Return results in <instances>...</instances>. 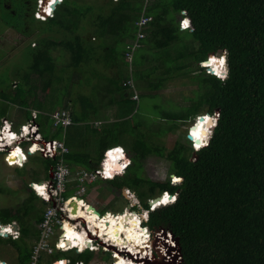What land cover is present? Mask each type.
Wrapping results in <instances>:
<instances>
[{
	"label": "trees",
	"instance_id": "1",
	"mask_svg": "<svg viewBox=\"0 0 264 264\" xmlns=\"http://www.w3.org/2000/svg\"><path fill=\"white\" fill-rule=\"evenodd\" d=\"M9 1L11 8L4 7L0 1V8L8 9L3 19L5 25L30 33L35 29L31 27V20H37L44 23L39 29L45 34L31 45L32 62L15 87L21 84L25 94L23 85L30 84L32 74L41 78L43 88L52 84L57 66L53 53L61 47L71 55L68 67L87 80L86 86L93 92L80 95L79 100L74 97L71 105L68 100L60 109L71 116V125L89 116L94 117L95 122L101 121V137L97 142L87 141V145L84 141V146H89L86 151L70 149L64 160L92 171L100 166L107 149L117 147L105 155L102 163L114 158L118 168L117 176L107 181L108 186L118 194H122L123 187L134 192L143 208L149 210L144 224L151 230L172 231L179 239L185 264H264V0H102L90 5L63 0L54 16L47 20L36 19L35 9L29 8L28 1L36 5L37 0ZM11 10L15 14H11ZM183 10L194 26L189 35L198 44L180 35L184 31L179 28L177 18L182 16ZM143 15L150 16L151 20L144 29L142 46L136 51L142 48L163 51L174 46L175 55L169 50L161 57L166 63L169 57L175 61V57L179 59L188 54L200 61L210 53L226 50L228 76L224 80L210 73H200L208 104L205 113L220 109V117L209 145L196 152L195 160H191L192 152L186 155L188 147L181 140H176L169 149L161 141L160 137L178 125L159 131L157 127L146 125L138 115L140 101L148 92H143L141 86L147 90L158 88L156 81L151 82L149 78L147 83L146 80L155 68L142 69L150 56L143 55L142 62L136 63V55L132 61L126 55L127 46L136 40L137 21ZM89 26L94 39L85 36ZM56 34L61 36L52 37ZM120 42L123 46L119 50ZM131 78L134 87L127 82ZM134 88L139 99L132 98ZM25 100L21 108L26 110L29 120L35 110L32 111ZM112 107H115L117 120L105 121L104 118L109 117L106 111ZM10 110V101L5 100L0 109V125L2 117L10 116ZM41 110L36 120L43 136L63 139L71 125L54 126L50 115L56 109L46 115ZM193 110L195 115L202 111L200 107ZM130 120L134 125L127 130L134 140L131 146L124 148L120 144L121 134H117L119 127L126 128L122 124ZM51 125L56 128L49 134ZM30 156L23 159V164ZM150 156L167 159L169 172L176 174L174 181L180 183L145 176L143 170ZM111 160L107 171L111 169ZM57 161L58 158L41 157L46 178L49 168ZM131 161L125 170V165ZM78 184L73 173L64 194L71 195ZM25 191L26 196L18 204L0 207L1 222L17 221L20 228L18 239L0 236V245L10 244L15 248L17 264H30L31 244L39 237V223L46 205L30 186L25 187ZM165 191L176 193V201L150 210L149 201ZM70 252L73 251H59L56 256ZM69 258L72 264L77 260L88 263L94 258V252L87 250L71 254ZM43 264L48 263L43 261Z\"/></svg>",
	"mask_w": 264,
	"mask_h": 264
},
{
	"label": "rangeland",
	"instance_id": "2",
	"mask_svg": "<svg viewBox=\"0 0 264 264\" xmlns=\"http://www.w3.org/2000/svg\"><path fill=\"white\" fill-rule=\"evenodd\" d=\"M0 1L4 3V7L11 8V2L9 0H5V2L2 0ZM100 2H102V0H78L79 5L99 4ZM28 3L30 4L29 8H36V5H34L35 3L32 1H28ZM4 7L2 6L0 8V109L4 106L5 100L8 102L10 101L11 110L9 112L10 116H8V119L14 120L15 123L17 122L18 125L15 126L16 128H18L20 123L24 122L26 119V110L21 108V103L24 105L23 103H25V99H27V102L30 103V108L33 110L42 109L41 111L45 113L44 115H46V113H49L53 108L59 109L64 103L68 102V100H70L69 102L71 105L74 97H77L78 99V97L82 94L91 95L93 93H91L89 88L86 86L87 80L85 81L80 74H77L78 72L75 71L74 68L68 67L71 55L68 51H66V49L61 47L56 48L53 53L57 60V66L56 71L54 72L52 84L43 88L41 78L32 74L30 76V84L28 85L25 83V85H23V88L26 90L25 94L22 93L21 84L19 88H16L15 85L19 84L21 77L23 78L24 73L28 71L29 64L32 62L33 57L31 53V45H34L42 35H45L39 29V27L43 26L44 23L37 20H31V27L35 28L32 32L25 33L24 31H19L14 27L4 24L3 19H5L6 12L8 11V9ZM13 11L14 10H11V14H15ZM177 19H180V15ZM27 25L30 26L29 23ZM91 32L92 28L90 26L87 27L85 36L94 39L93 36H90ZM180 35L182 38H185V40L192 39L191 41H195L189 35V31L182 32ZM60 36L61 34L52 35V37L56 38H59ZM195 42L198 44L197 41ZM119 44L120 46H118V48L120 50L123 43L120 42ZM178 44L181 45L180 42H178ZM197 44L195 45L197 46ZM193 48L195 49L194 46ZM169 50L172 51L171 54H176L174 46L163 51L142 48L136 51V54L134 53V55H136V63H138V61L142 62L143 55L148 54L150 56H147L148 60H145L146 65H143L142 69L154 67L155 69H153L154 72L151 73V77H147L146 80L148 83V79L150 78L151 82L156 81L158 83L157 90H154L153 88L147 90V87L141 86L143 92H148L140 101L138 115H140L139 117L144 120L146 125H152L153 128L157 127L159 131H167L168 127L173 124L178 125V128L169 130L167 134L160 137L161 141L163 142V145L169 149L172 148L176 140H181L186 143L188 147L186 155L188 156L189 153L192 152L190 157L191 160H194L195 155L193 154L194 150L192 143L188 138V128H191V124H193L198 115L202 113L204 114L205 111L208 110L205 89L200 81V76H203L200 73H206L207 70L204 67H202L204 68V70H202L201 61L194 60L191 54L183 56L179 59L175 57V61L171 60L169 57L166 59V63L163 62L161 57ZM188 52L191 53V50L188 49ZM222 53L223 50H219L216 52V55H220ZM136 63L134 66H136ZM161 64L169 67H162ZM135 68H137V66ZM165 76L171 79L169 80L167 78L168 80H162ZM105 80L107 79L105 78ZM11 97L15 98V100L11 101ZM194 107H200L202 110L201 113L197 115L193 114ZM106 113L109 117L104 118L105 121L117 120L115 107L108 109ZM3 119H6V117L1 118V123ZM95 121L94 117L91 118L89 116L83 121L74 123L67 128L65 140L69 149L73 148L77 151H86L87 147H89L86 146L88 143L87 141L97 142L96 140H98L100 136L99 129L102 124L100 121V123L96 125L98 121ZM122 125H125L126 128L118 126L119 134L117 135L120 136L121 134L120 144L122 147L126 148L131 146V142L134 140V136L128 132L130 127L134 124L130 120V122L123 123ZM55 128L56 127L51 125V132L49 134H51ZM49 137H51V135ZM84 141L86 143L85 146ZM20 149L21 150L19 152L12 153L9 156L8 162L11 163V165L17 163L19 168H25L23 171H17L14 167H7L2 160L3 154L0 153V188L3 189L0 191V207L14 206L18 204L26 196L25 187L29 186V182H33L34 180H43L46 178L44 165L41 162L42 156L37 153L31 157L28 164H23V159L27 157V153L25 155V149H22V147ZM68 164L73 173H77L83 169V167L73 165L70 162H68ZM169 167L170 163L167 159L160 156H150L145 162L143 174L153 180L164 181L169 178L171 182H174L173 176L176 174L172 172L170 173ZM116 171H118V168H116ZM97 179L98 180L94 182H88L84 198L87 199L89 204L98 209L100 214H103L106 210H110L112 212H124V210L131 203L130 200L132 203L136 202V200L131 197L130 193L122 192V194H118L113 191V188L108 186L109 183L107 181H101L99 178ZM135 206L130 209L137 210L140 213L143 212V206L141 203L140 205L137 203L136 207L138 209H136ZM46 207L47 205H44V208ZM158 232V229L150 230L151 238L155 240ZM31 246H33V243ZM57 253L58 252H56V254ZM71 254H75V252H70L63 256L70 257ZM16 257L17 252L12 245H0V259L8 262V264H17ZM46 259L47 257L45 260ZM166 259L167 258L165 256H161L158 258V261H153L151 263H167ZM111 263L112 255L110 256V253L102 250L94 252V258L90 262H84V264Z\"/></svg>",
	"mask_w": 264,
	"mask_h": 264
},
{
	"label": "built area",
	"instance_id": "3",
	"mask_svg": "<svg viewBox=\"0 0 264 264\" xmlns=\"http://www.w3.org/2000/svg\"><path fill=\"white\" fill-rule=\"evenodd\" d=\"M116 1V0H115ZM63 2V0H37L36 2V8L34 10V16L36 19L39 20H47L49 17H53L55 14V10L57 9L58 5H60ZM48 5V8L45 9L44 6ZM151 20L150 16L143 15L138 21V31L136 40L127 46V59L129 61H132L133 55L135 51L142 46V38L145 37L144 29H146L149 21ZM184 21L188 22V26L184 27ZM180 27L181 29L188 30L192 32L194 30V26L191 22V19L188 17V14L185 10L182 11V16L180 17ZM129 85L134 87V81L133 79H129L127 81ZM134 95L132 98L137 99L139 98L137 90L134 88ZM38 112L39 111H33L32 116L29 120H27L25 123H22L19 125L18 128H16L12 121H10L8 118L3 119L2 123L0 125V153L3 154L2 160L4 164L7 167H14L16 170H24L25 168H19L18 164H12L8 162L9 156L12 154L13 146H21L22 149H26L28 147H33L37 144L38 149L35 150V152L31 155H35L39 153L44 158H58L57 163L52 164L51 167L48 170V178H45L43 180H34L33 182H29V186L34 190V192L46 203L47 207L44 209L43 218L42 221L39 223V237L34 242V245L32 247V254L30 259V264H43V261H46L48 264H72L71 258L66 256H56V252L59 251H73L75 253H82L84 251L90 250L93 252L102 250L104 252L110 253L112 255V263L115 264V252L113 247L104 244V241L102 238L98 237L96 234L93 233L92 230L86 231V234L88 236L87 242L84 244V248H81L77 246L76 244L68 245L64 243L66 240L65 238V222L67 219L70 221V215L72 211H68L67 209V203L71 198L75 196L83 197L86 193L87 184L88 182H94L98 180H108L107 178L103 177V174L101 171H103V160L105 159V155L109 153V151L116 149L117 147H111L107 149L104 152V156L102 159V162L100 166L92 171L82 169L76 173V178L79 181L77 189L71 194V195H65L64 193L67 191V185L72 180L73 171L70 168L68 162L64 160V155L67 154L70 149L64 139L59 138H45L43 134L40 131V126L37 123L38 118ZM208 115L207 113L204 114V116ZM51 118L53 119L54 126L57 125H63V127H68L73 123L71 116L62 109H56L51 115ZM201 115L197 116V119H199ZM198 121V120H197ZM196 121V122H197ZM99 122H97L98 124ZM10 128L8 132L13 133L16 135V139L13 138V136L10 137L11 141L16 142L12 145L11 143H7L6 139L4 138L3 134L6 135L7 133L5 130ZM3 133V134H2ZM4 138V140H2ZM18 138V140H17ZM195 143V142H194ZM24 154L26 155V152L24 151ZM30 156V158H31ZM195 157V156H194ZM30 160V159H29ZM29 160L26 162L28 164ZM195 160V158H194ZM26 167V165H25ZM18 171V170H17ZM174 181V176H173ZM175 182V181H174ZM124 191L131 194V197L136 200L135 203H132L130 200L131 207L140 205V200L137 198V196L134 194V192L128 188L124 187ZM168 194L167 191L163 193ZM171 195V194H170ZM173 197V202L176 199V194L171 195ZM84 199V198H83ZM151 199L150 201H152ZM150 204V203H149ZM157 205L150 204V208L155 209ZM129 207V208H131ZM143 212L140 213L137 210H133L134 212L144 215L145 213L148 214L149 210L142 209ZM145 211V212H144ZM106 212V211H105ZM105 212L103 214H99L105 216ZM114 213V212H113ZM147 217H143V219L140 220H147ZM75 222L74 225H77L78 223L82 226H86L87 224L84 222L79 221L78 219L73 220ZM148 229L149 233L150 230L149 227H145ZM161 228H158V230ZM92 235H89V234ZM151 235V234H150ZM0 236L5 238H12V239H18L21 236L20 228L17 223V221H12L10 223H2L0 220ZM154 241V239H152ZM156 240V239H155ZM176 242L179 245V239L175 238ZM151 246L153 248L151 249V254L146 256L149 258V260L158 261V258L163 256V249L152 243ZM159 248H158V247ZM131 254V255H130ZM132 256H135L133 253H127L126 257L132 258ZM47 259L45 260V258ZM147 258H145L147 260ZM143 259V261H146ZM6 264L8 262L4 261ZM150 262V263H151ZM75 264H84V261L77 260ZM129 264V263H128ZM147 264V263H146Z\"/></svg>",
	"mask_w": 264,
	"mask_h": 264
},
{
	"label": "bare ground",
	"instance_id": "4",
	"mask_svg": "<svg viewBox=\"0 0 264 264\" xmlns=\"http://www.w3.org/2000/svg\"><path fill=\"white\" fill-rule=\"evenodd\" d=\"M44 8L47 9L48 5H45ZM220 61L221 60L216 55H214L211 56L210 59L207 58L203 65L209 67V64H211V66L213 67L212 70L222 73L220 68ZM214 117L215 116L212 117L210 113L206 116L201 115L199 119L196 118L194 120L193 124H191V128H188V133L190 135L189 139L195 142L196 148L205 146L208 139L210 138L209 128L215 120ZM9 130L10 128H8V130H5V132L7 133L6 135H4L3 133L2 134L7 143H11L13 145L16 140L11 141L10 137L13 136V138L16 139V135L8 132ZM4 138H2V140H4ZM20 148L21 146L14 145L12 153L19 152L21 150ZM37 149L38 147L36 144L33 147L26 148L25 151L27 155H32ZM110 159H112L111 169L109 171L106 170L105 174L104 171L107 167V164L109 166ZM102 166L103 171L101 172L104 178L108 179L115 175L117 167L114 158L107 159ZM162 194L157 205L168 204L172 201L173 197L169 192L168 195ZM67 209L68 211L71 210L72 213L70 215V221L69 219H67L65 222L64 240H66V242L64 243V245L76 244L77 246L84 248V244L88 240L86 231H89L90 228V230H92L94 234L103 239L104 244H108L106 248H108L109 246L113 247L115 252V264H146L147 260L145 258H147L146 256L151 254L150 252L153 248V246H151L152 243L160 246L163 249L164 256L169 262H172L173 264L184 263L182 255L180 253L179 245L169 231L166 232L162 229H159L158 235L156 234L155 237L156 240L153 241L148 229L140 225V220L143 219V217H147V213H145L144 215H140L127 207L124 212L121 211L113 213L110 210H106V215L103 216L99 214V211L93 205L89 204L86 200L79 196H75L71 198V200H69V202L67 203ZM74 219H78L79 221L84 222L87 225L80 226L79 223L77 225H74ZM89 235L92 234L90 233ZM127 253H133L135 256H132V258L128 259L126 257ZM143 259H145L146 261H143ZM0 264L6 263L2 259H0Z\"/></svg>",
	"mask_w": 264,
	"mask_h": 264
},
{
	"label": "clouds",
	"instance_id": "5",
	"mask_svg": "<svg viewBox=\"0 0 264 264\" xmlns=\"http://www.w3.org/2000/svg\"><path fill=\"white\" fill-rule=\"evenodd\" d=\"M189 17V16H188ZM190 18V17H189ZM179 22H180V20H179ZM192 22V21H191ZM179 27H180V23H179ZM181 28V27H180ZM182 30H184V29H182ZM188 31V30H187ZM210 54H213V55H216V53H210ZM210 54H208L209 56H207V58H209L210 59ZM220 60H223V63L222 64H220V68H221V71H222V73H220V72H217V71H214V70H212V66H211V64H209V67L208 66H205V65H203L204 63H205V60L207 59H205L204 61H201V68L202 67H204L206 70H207V72L206 73H210V74H213V75H215V76H217L218 78H220V79H222V80H224L227 76H228V61H227V54H226V50H223V53L222 54H220V55H216ZM203 68V69H204ZM217 73H219V74H217ZM204 114H206V113H204ZM203 113L202 114H200V115H204ZM207 114H209V113H207ZM211 114V116L213 117V116H215L214 118H215V120L213 121V123L210 125V130H209V135H210V138L208 139V141H207V143L205 144V146H202L201 148H196L195 147V143L192 141V140H190L191 141V143H192V146H193V150L194 151H198V150H200V149H202V148H204V147H207L208 145H209V143H210V139H211V135H212V133H213V129H214V127L217 125V123H218V120H219V117H220V109H215V111L213 112V113H210ZM25 123V122H24ZM189 133H188V138H189ZM114 147V146H113ZM104 156V155H103ZM195 157H196V154H195ZM31 159V158H30ZM103 159V158H102ZM102 162V161H101ZM132 163V161L130 162V163H128V164H126L125 165V170H126V168L130 165ZM101 164V163H100ZM117 175H114V176H112L111 178H109L108 180H111V179H114L115 177H116ZM175 176V175H174ZM108 180H106V181H108ZM172 183H174V182H172ZM175 183H180V182H175ZM124 188V187H123ZM123 192H126V191H124V189H123ZM168 192V191H167ZM164 193V192H163ZM170 193V192H169ZM171 195H173V193H170ZM176 194V193H175ZM124 195H125V193H124ZM176 198H177V194H176ZM176 201V199L173 201V202H175ZM173 202H170V203H173ZM170 203H168V204H170ZM163 205H167V204H163ZM157 206H160V205H157ZM129 207V206H128ZM156 208V207H155ZM145 209V208H144ZM145 210H147V209H145ZM150 210H151V208H150ZM153 210V209H152ZM148 215H149V212H148ZM148 220V219H147ZM147 220H142L141 222H140V225H142L143 227H148V226H146L145 224H144V222L145 221H147ZM162 255H164V254H162ZM111 256V255H110ZM152 260H149V258L147 259V264H151L150 262H151ZM152 264H154V263H152Z\"/></svg>",
	"mask_w": 264,
	"mask_h": 264
},
{
	"label": "water",
	"instance_id": "6",
	"mask_svg": "<svg viewBox=\"0 0 264 264\" xmlns=\"http://www.w3.org/2000/svg\"><path fill=\"white\" fill-rule=\"evenodd\" d=\"M193 154L195 155V154H196V151H194ZM160 198H161V195H157L156 197L153 198L152 201H149V203L152 204V205H154V204L157 205V203L160 201ZM129 207H131L130 204H129ZM161 229L164 230V231H166V232L169 231V232L173 235L174 238H177V237L174 236V234L172 233V231L167 230V229H165V228H161ZM177 239H178V238H177ZM179 249H180V245H179ZM180 253H181V250H180ZM181 255H182V254H181ZM163 256H164V255H163ZM182 259H183V258H182ZM166 260H167V259H166ZM166 260H165V261H166ZM183 261H184V260H183ZM166 262H167V263H163V264H172V262H169L168 260H167ZM184 263H185V262H184ZM184 263H183V264H184Z\"/></svg>",
	"mask_w": 264,
	"mask_h": 264
},
{
	"label": "crops",
	"instance_id": "7",
	"mask_svg": "<svg viewBox=\"0 0 264 264\" xmlns=\"http://www.w3.org/2000/svg\"><path fill=\"white\" fill-rule=\"evenodd\" d=\"M178 20V19H177ZM180 20V19H179ZM179 26V25H178ZM180 28V27H179ZM181 29V28H180ZM182 30V29H181ZM184 32L185 31H187V30H183ZM88 37V36H87ZM205 60V59H204ZM204 60H200V61H204ZM143 65H145V64H143ZM33 110V109H32ZM34 110H38V109H34ZM38 111H40V110H38ZM199 113H201V112H199ZM10 120V119H9ZM10 121H12L13 122V124L15 125V126H17L18 124H17V122L15 123V121L14 120H10ZM27 121V119H25V121L24 122H26ZM24 122H22V123H24ZM22 123H20V124H22ZM64 140H65V137L63 138ZM66 141V140H65ZM106 172V170L104 171V173ZM106 174V173H105ZM85 197V194H84V196L82 197V198H84ZM84 200H86L87 201V199L86 198H84ZM98 210V209H97ZM99 211V210H98ZM115 213V212H114Z\"/></svg>",
	"mask_w": 264,
	"mask_h": 264
},
{
	"label": "snow or ice",
	"instance_id": "8",
	"mask_svg": "<svg viewBox=\"0 0 264 264\" xmlns=\"http://www.w3.org/2000/svg\"><path fill=\"white\" fill-rule=\"evenodd\" d=\"M183 26L184 27H187L188 26V22L187 21H184ZM220 63L222 64L223 63V60H221ZM217 74H219V73H217ZM117 151H119V150H117ZM109 155H111V154H109Z\"/></svg>",
	"mask_w": 264,
	"mask_h": 264
}]
</instances>
